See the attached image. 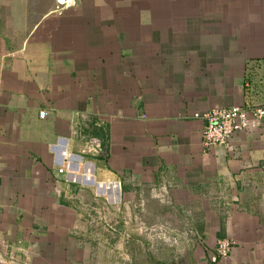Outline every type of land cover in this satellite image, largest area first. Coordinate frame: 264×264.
I'll return each instance as SVG.
<instances>
[{"label": "crops", "instance_id": "0c3cea01", "mask_svg": "<svg viewBox=\"0 0 264 264\" xmlns=\"http://www.w3.org/2000/svg\"><path fill=\"white\" fill-rule=\"evenodd\" d=\"M246 105L264 0H0V264H86L87 208L141 186L171 191L190 264H264V128L208 149L194 118Z\"/></svg>", "mask_w": 264, "mask_h": 264}, {"label": "rangeland", "instance_id": "374dc122", "mask_svg": "<svg viewBox=\"0 0 264 264\" xmlns=\"http://www.w3.org/2000/svg\"><path fill=\"white\" fill-rule=\"evenodd\" d=\"M138 188L137 198L127 205L121 195L116 204L101 198L95 209L87 208L95 222L86 223V241L91 243L86 264H184L182 251L196 240L189 221L172 212L171 191L159 186ZM148 199L150 216L142 206ZM163 206L171 213L167 221L159 222L156 215ZM111 208L117 212L112 210L111 215Z\"/></svg>", "mask_w": 264, "mask_h": 264}, {"label": "built area", "instance_id": "2783aa9c", "mask_svg": "<svg viewBox=\"0 0 264 264\" xmlns=\"http://www.w3.org/2000/svg\"><path fill=\"white\" fill-rule=\"evenodd\" d=\"M82 0H56V12L62 14L65 10L77 6ZM47 113H40L45 119ZM195 119L204 123L203 146L211 149L215 147L230 148L234 137L243 132H250L264 128V106H233L230 108H215L204 113H196ZM64 170H60L63 173ZM100 189L113 191L117 189L116 183L109 185L99 184ZM106 186V187H104ZM109 201V199L107 198ZM232 245L228 241H219L217 256L220 260H228L232 254Z\"/></svg>", "mask_w": 264, "mask_h": 264}, {"label": "water", "instance_id": "95a60500", "mask_svg": "<svg viewBox=\"0 0 264 264\" xmlns=\"http://www.w3.org/2000/svg\"><path fill=\"white\" fill-rule=\"evenodd\" d=\"M93 147L96 148V143L93 142ZM215 259V255L213 257ZM183 259H184V264H190V255H189V251L188 249H186V251H184V254H183Z\"/></svg>", "mask_w": 264, "mask_h": 264}]
</instances>
